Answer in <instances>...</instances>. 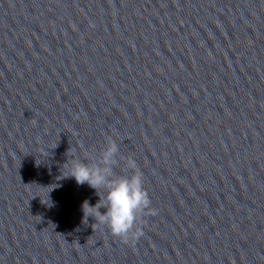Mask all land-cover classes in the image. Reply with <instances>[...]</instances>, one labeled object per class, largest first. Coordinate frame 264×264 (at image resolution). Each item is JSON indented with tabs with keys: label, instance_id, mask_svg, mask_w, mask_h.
<instances>
[{
	"label": "water",
	"instance_id": "water-1",
	"mask_svg": "<svg viewBox=\"0 0 264 264\" xmlns=\"http://www.w3.org/2000/svg\"><path fill=\"white\" fill-rule=\"evenodd\" d=\"M108 137L134 244L66 177ZM0 264H264V0H0Z\"/></svg>",
	"mask_w": 264,
	"mask_h": 264
},
{
	"label": "clouds",
	"instance_id": "clouds-1",
	"mask_svg": "<svg viewBox=\"0 0 264 264\" xmlns=\"http://www.w3.org/2000/svg\"><path fill=\"white\" fill-rule=\"evenodd\" d=\"M121 164L125 174L117 175L115 168ZM65 165H68L66 177H73L77 185L87 184L100 197L95 206L88 201L83 203L85 218L93 217L95 224L106 226L113 236L134 244L143 235L141 218L151 210L143 173L136 160L122 156L116 139L108 137L105 147L98 155H90L88 163L73 158ZM102 208L106 212L102 213Z\"/></svg>",
	"mask_w": 264,
	"mask_h": 264
}]
</instances>
